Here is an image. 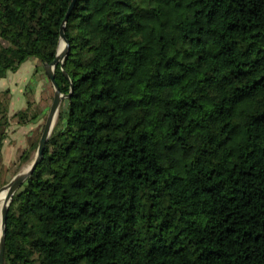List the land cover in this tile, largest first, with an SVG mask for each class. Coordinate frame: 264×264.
<instances>
[{
    "label": "trees",
    "instance_id": "16d2710c",
    "mask_svg": "<svg viewBox=\"0 0 264 264\" xmlns=\"http://www.w3.org/2000/svg\"><path fill=\"white\" fill-rule=\"evenodd\" d=\"M71 2L0 0V80L45 73ZM65 34L70 98L10 203L5 264H264V0H76ZM51 104L0 98V150Z\"/></svg>",
    "mask_w": 264,
    "mask_h": 264
},
{
    "label": "rangeland",
    "instance_id": "374dc122",
    "mask_svg": "<svg viewBox=\"0 0 264 264\" xmlns=\"http://www.w3.org/2000/svg\"><path fill=\"white\" fill-rule=\"evenodd\" d=\"M34 62L36 63L34 59L28 60L27 62H25L28 64L23 66L21 70H18L15 73H9V75L5 79L0 80V94L9 91L8 95L5 94L4 97L0 96V98L4 101L6 100V102L8 103L10 100V114L14 112L17 113L22 110H27L29 104H31V108H29L30 110L28 114V116L30 117L29 119L32 118V115H34V113L40 110H45L44 108L46 107V98L48 97V94L45 91H43L42 93L37 92L35 81L30 82L33 77L34 80L39 78V72L36 74L37 77H35L32 76L33 73H31V71L27 70L28 66L32 65ZM18 79L21 80V82L15 85V82ZM47 83L48 85L50 83L49 89L51 92L52 84L49 79L47 80ZM21 86L23 88L22 91L24 92L25 103L21 102L20 104L19 101L16 102L15 100L16 96H18L17 94H19V89H21ZM21 97L22 96H19V98ZM63 103L64 106H66L65 100ZM46 119L44 120V122L42 120L40 125L34 128L32 131L30 126H18V124L16 123L18 120L14 122L11 127L5 130L7 133V137L3 141V146L0 150V188L4 184H7L17 173L23 170H27L29 168V166L36 157L37 149L33 152L31 159L28 162L22 164L20 168H17L16 163L19 160L20 155L26 149L30 148L31 144L41 136L42 126L45 125ZM1 132L2 129H0V133Z\"/></svg>",
    "mask_w": 264,
    "mask_h": 264
},
{
    "label": "water",
    "instance_id": "95a60500",
    "mask_svg": "<svg viewBox=\"0 0 264 264\" xmlns=\"http://www.w3.org/2000/svg\"><path fill=\"white\" fill-rule=\"evenodd\" d=\"M75 3H76V0H72L70 7L68 9V12L60 28V42L62 40H64L65 42V47L63 51H60V42H59L57 54H56L54 61L50 64H47V63L44 64L45 72L48 78L50 79L53 85V88H54V95H53L52 104L50 106L43 131H42V135L39 140L36 157L27 170L20 171L7 184H4L0 188V194L2 193V191L7 190V197L2 207L0 204V216H1V224H2V232L0 235V264H5L4 256H5V244H6V224H7L8 209L12 201V198L15 195V193L20 189V187L24 184V182L33 174L36 167L41 163L44 157L46 146L50 140V137L56 125L58 115L60 112V108L64 100L70 98V95H63L61 93L60 88L55 80V68L58 64L63 65L66 59V56L69 52V41L66 38L65 27L68 22L69 16L71 15V12L74 8Z\"/></svg>",
    "mask_w": 264,
    "mask_h": 264
},
{
    "label": "crops",
    "instance_id": "0c3cea01",
    "mask_svg": "<svg viewBox=\"0 0 264 264\" xmlns=\"http://www.w3.org/2000/svg\"><path fill=\"white\" fill-rule=\"evenodd\" d=\"M29 63V62H28ZM28 63H25V64H23L22 66H21V68H19V70H21L22 68H23V66H25L26 64H28ZM37 63V62H36ZM35 62L32 64V65H29L28 66V71H31V73H33V75L32 76H35V77H37L36 76V74L38 73V79H36V80H34V77L30 80V82H33V81H35V83H36V87H37V92H43V91H45L47 94H48V97L46 98V107L44 108L45 110L47 109V107L49 106V104L52 102L51 100H52V98H51V92H50V89H49V86H50V83H49V85H48V83H47V80H48V76H47V74H46V72L44 73L43 71H41V69H40V67H38V63L36 64ZM19 82H21V80H17L16 82H15V85H17V84H19ZM28 84V83H27ZM23 90V88H22V86H21V89H19V94H17L18 96H16V102L17 101H19L20 102V104H21V102H24L25 103V98H24V92L22 91ZM11 91H12V88H11ZM49 93H50V95H49ZM19 96H22L21 98H19ZM15 105H16V103H15ZM11 110V109H10ZM44 110V111H45ZM15 111H16V107H15ZM39 125V124H38ZM38 125H34V126H30L31 127V131L34 129V128H36Z\"/></svg>",
    "mask_w": 264,
    "mask_h": 264
},
{
    "label": "bare ground",
    "instance_id": "6f19581e",
    "mask_svg": "<svg viewBox=\"0 0 264 264\" xmlns=\"http://www.w3.org/2000/svg\"><path fill=\"white\" fill-rule=\"evenodd\" d=\"M64 47H65V42H64V40H62L60 42V51H63ZM6 197H7V190H4L0 194V204H1V207H2V205H3V203H4L5 199H6ZM1 232H2V224H1V216H0V235H1Z\"/></svg>",
    "mask_w": 264,
    "mask_h": 264
}]
</instances>
